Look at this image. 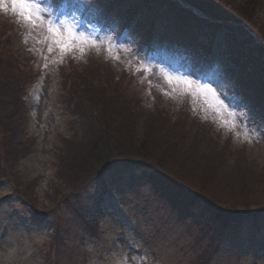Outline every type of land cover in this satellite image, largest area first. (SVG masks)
Wrapping results in <instances>:
<instances>
[{
    "label": "rangeland",
    "instance_id": "374dc122",
    "mask_svg": "<svg viewBox=\"0 0 264 264\" xmlns=\"http://www.w3.org/2000/svg\"><path fill=\"white\" fill-rule=\"evenodd\" d=\"M223 1L238 5L245 0ZM27 2L36 6L33 22L12 10V0H3L4 7H0L4 16L0 20L13 24V46L29 60L27 67L33 75L23 92L22 106L34 138L20 145L18 134L13 141L20 148L16 152H8L5 144L3 148L5 141L0 144V264H264V215L245 218L240 214L232 218L223 235L225 226L211 225L215 218L203 208L205 202L198 203L199 212L207 215L205 229L195 214L183 223L180 206L164 195L163 181L147 165L111 167L79 187L73 186L74 177L85 178L95 167L86 169V162L77 172L66 159L69 153L90 154L86 144L101 129L98 119L109 125L118 112L123 120L131 121L120 131L136 145H151H145L147 161L155 167L171 170L167 174L172 177L179 174L202 192L212 191L224 203L228 199L245 206L264 203L262 191L253 197L248 190L234 192L230 186V181H236L251 190V180H264V121L255 119L262 108L253 101L258 88L249 86L246 77L257 69V63L242 68L246 56L239 49L245 40L247 55L255 47V35L242 28V23L230 22L235 26L233 34L223 31L220 37L213 29L184 23L180 33L170 32L169 37L172 14L159 9L162 28L147 50L140 44L143 24L136 29L135 21L122 26L129 18L126 14L120 18L121 9L128 11L125 3L116 10L105 6L109 0H63L57 6H52V0ZM258 10L264 21V1ZM50 26L59 29V39L49 31ZM69 30L76 39L69 41ZM187 31L198 33L205 44L212 41L210 70L204 71V49L192 59L182 48L181 35ZM232 37L237 38L235 43ZM257 41L263 45L259 37ZM4 67L0 62V68ZM235 92L241 95L239 99ZM139 102L157 116L144 117ZM180 120L202 130L203 139L212 143L207 144L211 153L219 148L230 150L234 165L215 164L217 157L208 163L197 159V149H186L187 144L178 141L189 133L185 128L179 133L180 128L173 125ZM192 139L199 137L195 134ZM67 140L69 145L64 147ZM91 144L92 150L100 148L94 146L95 140ZM84 159L94 161L93 157ZM84 170H88L85 175L80 174ZM214 229L222 233L219 248L210 255Z\"/></svg>",
    "mask_w": 264,
    "mask_h": 264
},
{
    "label": "trees",
    "instance_id": "16d2710c",
    "mask_svg": "<svg viewBox=\"0 0 264 264\" xmlns=\"http://www.w3.org/2000/svg\"><path fill=\"white\" fill-rule=\"evenodd\" d=\"M136 1L137 0H121L119 5L124 4L125 2H129L130 5H132ZM144 1L147 3V6L144 5L143 6L149 9L150 11L149 13H146L147 15L145 14L144 16L147 18V20L150 21V25H151V29L149 31L150 33H152V30L154 33V31L158 27L155 21L157 16L156 14L159 8H165L167 10H170L169 13L172 14V16H177V15H179L180 17L183 15L194 16L191 11L180 6L178 3L171 2L170 0H144ZM183 1H185L187 4L191 5L192 7L199 9L203 13L207 14L208 17L210 18L212 17L213 19L216 20H223L228 23L230 22L242 23L243 25L248 26L255 33V35H257L260 38V40L263 41V45L262 43L255 44V47H253L254 49L252 48L247 55H245L246 53L244 51V56H246V61L244 62L245 66L242 68H249L253 63H257L256 65L257 69L254 70L253 72H249L248 74H246L248 75L246 77H247V82H249V86L253 87V89L258 88L259 93H257L256 96L257 100H253V101L254 103H257L256 101H258L257 104L261 105L262 108L261 110H257L256 116L257 115L259 116L260 114V116L264 118V61L262 62L261 59H259L258 57V56L264 57V21L260 20L258 14L259 13L258 7L260 6V4L263 3L264 0H245L244 2L239 3L238 5L233 4L232 2H224L223 0H222L223 2L221 0H183ZM0 28L4 29L3 32H1L0 29V38L2 37L0 39V62H2V64L5 66L3 69L0 68V129L3 133V139H1L0 137V144L1 142L5 141V143H2L3 144L2 147L4 148V144H5V149H7L8 152L11 151L16 152V151H20L19 150L20 148L15 146L16 144H14L13 141L16 140L18 134L21 135V139H20L21 141L19 143L20 145H27L29 140L32 139L28 132V113L26 109L25 110L23 109L22 102L24 100L23 92L26 89L27 84L33 79V75L28 70L27 67L28 64L25 62V60L22 59L20 56H17L13 52V48L11 45L12 39L10 35L11 26L6 25L3 21L0 20ZM257 36L256 38L258 39ZM90 69H92V67H90ZM8 71H10L11 74ZM70 71H72V69H70L69 72ZM238 81L240 82V80ZM235 95L236 98L239 99L238 97L240 94L235 92ZM137 104L139 105V108L140 107L142 108L140 113H142L144 117L146 116L152 118L153 115L157 116L155 112L154 114L147 112L148 110H146V106H147L146 103L139 102ZM72 107H74V103ZM134 108L136 107L134 106ZM139 108L138 107L136 108L137 112ZM109 112H110L109 114H111V112L113 113V109H110ZM125 112H130V109L125 110ZM120 115L117 112L116 115L117 117L113 116L114 118H112V120L110 121L111 123L109 125L106 123L107 120L98 119V128L101 129H99V132L96 134L93 140H95L94 146L100 147L99 149L95 148L94 150H92L93 146L91 144V141L93 140L90 139L89 144L88 145L86 144V147H89L91 150L90 154L88 153L83 155V154L72 153L71 155L69 153L68 156H66V159L68 161V162L66 161L67 164L68 165L70 164V166L75 165L74 171L80 172L81 168L85 167L86 162L88 163L86 169L89 166L95 167V171H91L90 173H88L85 176V178L79 177V179H76L74 177L72 181H74V183L76 181V183L73 186L81 187L83 183L90 181L91 177L94 174H99L109 169L110 167L116 166V168L117 167L119 168L123 165L130 166L132 164H135V162L137 163L138 161H141L147 163V165H149L151 168L157 171V177L161 182L163 181V184L165 185V187H167L166 190L168 195L171 196V198H173L177 206H180L182 215H185L184 218L185 221H183L184 223L191 220L190 218L191 214H195L196 219L203 223L202 229H205L204 227L208 225V221L205 220V218H207V215H204L205 213L201 214V211L199 212L200 207L198 205V203H204V202H205L204 203L205 207L203 208L206 211L210 212L212 218H215L214 220L215 223L213 222L211 224L212 226L214 225L222 226V224L223 226H227L230 222H232V218L239 216L240 214L242 215H240L239 217L244 216L245 218L253 214L255 215L256 213L258 214L260 213L264 215V203L260 204L258 202H255L256 203L255 206L253 204L252 205L249 204V206L238 205L237 202L229 203V199L223 197L224 199L225 198L228 199V201L224 203V201L218 198L215 193H212V191L206 190V192H202L199 189V186L197 187V185L196 184L193 185V183L188 184V182L184 181L179 176V174L175 173L176 178L172 177L169 173L167 174V172L171 173L172 171L168 170L166 167L165 168L167 169V172L162 171L161 168H159L157 165L155 167L154 164H151L149 161H147L150 159V157L147 156V152L149 149H147L145 145L148 148H151V145H148L149 143L147 142L139 143L138 145H136V143H134L131 140L129 135H126L125 133L123 134L120 131L122 130L121 127H123L124 124H126L127 122H131V121L123 120V118ZM163 115L165 116L166 119H169L168 115L162 114V116ZM131 118L135 119L136 113H133V115H131ZM169 120L171 121V119ZM175 124L176 127L180 128L178 129L179 133H181L182 130L185 128L189 132L187 133V135L189 134L190 137L192 136L191 139L189 140L187 139V135L185 133L184 135H186V137L184 135L181 136L183 141L180 138H178L179 139L178 141L186 143L187 144L186 149L188 147H190L192 150L197 149L195 151V152L198 151L199 153V156L198 157L196 156L197 159L201 158V161L203 159L205 161L204 163H208L210 162L209 158H212L213 161L214 158L217 157L219 162H215V164L220 163L222 165L224 164L225 165L229 164L230 166L234 165L233 164L234 161L231 160L232 153L230 150L229 151L221 150L220 148L218 150L214 149L215 150L214 154L209 151V149H211L212 147L211 148L207 147V144L210 145L211 142L210 141L207 142L206 140L203 139V136L201 135L202 134L201 129H196V127H191L189 121L187 122H183L181 120L175 121L173 125ZM74 126L75 125L73 124L72 127L74 128ZM167 129L168 128H166V130ZM195 134H196V138L199 137V140L192 139L193 136H195ZM168 140L169 139H167V141ZM32 141L34 140L32 139ZM68 142H69L68 140L64 141L63 146L67 147L69 145ZM142 144L143 146H141ZM183 146L184 145L182 146L179 145V148H183ZM181 152H183V150H181ZM181 152L178 151L177 153L185 156ZM217 152L221 153V155L220 154L218 155ZM230 155L231 157L228 159V156ZM224 156H227V159H223ZM85 157L87 158L93 157L94 161L89 162L87 159H84ZM157 163L158 165L160 164L159 166L161 167L164 166L159 162H156V164ZM215 168L219 171L221 170V168H217V167ZM87 171L88 170H84L80 174L85 175ZM212 171L215 172L214 169H212ZM198 180H196V182ZM206 183L208 185V181H206ZM251 183L252 184L254 183L251 190H249L250 189L249 186L247 185L240 186L237 184L236 181L234 182L230 181V186L231 189L234 190V192L241 193V192H247L248 190V194H252L250 196L257 197L262 191L261 195H264V180L263 179L261 180V177H258V181L256 182L254 180L253 181L251 180L249 184ZM207 185L205 184V188H207ZM200 187L202 190L204 189L201 185ZM71 190L73 191L74 189ZM230 199L232 200V198ZM200 232L202 235L204 231H200ZM221 233L222 232H220L219 230H217L216 233H213L215 236L214 238L215 240L213 241V243L211 242L210 247H208L210 255H212L213 252L219 248L220 242L218 240L220 239Z\"/></svg>",
    "mask_w": 264,
    "mask_h": 264
},
{
    "label": "snow or ice",
    "instance_id": "6c2138e0",
    "mask_svg": "<svg viewBox=\"0 0 264 264\" xmlns=\"http://www.w3.org/2000/svg\"><path fill=\"white\" fill-rule=\"evenodd\" d=\"M0 7H4L3 0H0ZM34 8L36 6L32 3L27 2V0H12V10L14 12H18V14L23 18L24 20L28 22H33V16H34ZM38 12V9H37ZM49 31L56 35L59 39V29H56L52 26L49 27ZM74 33L69 30L68 32V39L71 41L72 39H76ZM83 39V38H80ZM62 47H67V44H62ZM38 215V214H37Z\"/></svg>",
    "mask_w": 264,
    "mask_h": 264
}]
</instances>
